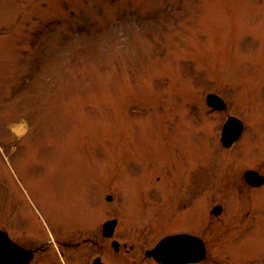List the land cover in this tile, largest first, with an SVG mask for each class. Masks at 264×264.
<instances>
[{
	"label": "rangeland",
	"instance_id": "rangeland-1",
	"mask_svg": "<svg viewBox=\"0 0 264 264\" xmlns=\"http://www.w3.org/2000/svg\"><path fill=\"white\" fill-rule=\"evenodd\" d=\"M209 92L226 108L209 107ZM230 114L246 126L229 148ZM259 157L264 0H0V229L17 243L102 242V221L117 216L115 237L132 248L106 239V264H154L144 251L163 232L148 218L173 211L149 195L152 168L154 184L199 179L201 264H264V184L242 182ZM95 246L80 249L86 264Z\"/></svg>",
	"mask_w": 264,
	"mask_h": 264
},
{
	"label": "flooded vegetation",
	"instance_id": "flooded-vegetation-1",
	"mask_svg": "<svg viewBox=\"0 0 264 264\" xmlns=\"http://www.w3.org/2000/svg\"><path fill=\"white\" fill-rule=\"evenodd\" d=\"M217 109V108H215ZM220 110V109H218ZM233 114L229 115L230 117H233ZM228 117V116H227ZM242 123V131L238 138L233 139V141L229 144V148L232 145H235L241 135L243 134V131L245 130L246 121L243 119H240ZM234 121H232L231 126H234ZM184 130V129H183ZM226 147V146H225ZM153 156V154H151ZM259 159H262L259 157ZM258 159V160H259ZM152 160V159H151ZM262 163V169L257 168H247L244 170L242 175V182L245 184L246 188H253L257 189L261 187L264 184V158L261 161ZM165 164V163H163ZM169 164V163H168ZM166 165L167 167H170L169 165ZM151 167V166H150ZM152 168L148 171V188L150 189L149 195L154 196V199L156 202H158L163 209V207L167 210L169 208L172 209L173 215L168 217H163L162 214H159V210H153L152 215L148 218L150 221V229L151 232H163V234L159 237L157 242L162 240L164 237L174 234H186L189 235L192 240L200 239L203 240V242L206 245V242L204 238L201 235V198L199 195V191L201 190V186L199 188V183L195 176V185L193 184V181L190 180V173L186 174L183 172L184 176L180 175V171L178 173H175V177L173 179V183L171 185H168V181H161L159 183L154 184V175L151 171ZM248 170H253L257 172V176L262 177V181L259 184H255L257 180L254 178H251L250 180H247L245 177V172ZM173 172V171H172ZM164 178V175H157V178H155V181H160V178ZM186 177V178H185ZM234 177V176H233ZM149 179L151 181H149ZM234 179V178H233ZM232 179V181H233ZM117 183L121 180V175H116ZM191 182V184H190ZM230 183V180H229ZM172 187L175 191H177L180 195L179 204L178 202H171L169 201V196H167V192ZM232 187V186H231ZM233 188V187H232ZM110 193H104L102 196V200L105 201H111L114 197L113 202H116L117 196L111 195L110 200H106V195ZM219 203L213 204L212 207L209 210V213L212 215H215L213 212V207ZM221 205V204H220ZM179 209V210H178ZM223 207L221 205V211ZM221 213V212H220ZM219 214V213H218ZM217 214V215H218ZM249 215L246 211L243 215V218L245 216ZM116 219V224L114 226L113 235L108 237L103 234L102 227H101V236H102V242H106V239L110 240V245L112 246V240H116L115 247L113 248V251L115 253L120 251V248H125V252L129 251V248H132L131 246L127 248V243L121 242L119 239L115 237L116 235V228L119 222V218L117 216L106 218L104 221H102L101 224H103L108 219ZM242 218V219H243ZM103 220V219H102ZM102 226V225H101ZM78 236L74 240L72 239L73 236L69 239H56L50 237V239L46 240H39L35 237L30 236V240H27L25 243H20V245L25 249L29 250L30 253L27 255H23V258H25V264H45L51 261V259H61L63 261V264H71L72 261L75 259H81L84 264L88 263L87 259L83 256V253L80 252V249L83 247V244L85 243H91L94 246L97 245L99 248V254L94 256L92 258V264H106V262L103 260V256L101 255L104 251L105 247L103 246L104 243L100 242V240H94L90 237L81 236V234L76 235ZM16 241V240H15ZM17 242V241H16ZM156 242V243H157ZM154 246V245H153ZM152 246V247H153ZM53 247V248H52ZM96 247V246H95ZM52 248V249H51ZM151 248V247H150ZM207 251V250H206ZM101 252V253H100ZM27 257V258H26ZM144 257L150 261H152L154 264H163L159 261H157L154 257L147 255L146 251H144ZM207 258V252L206 256L203 259L196 260V261H188L183 262L181 264H201L204 262ZM70 259V261H69ZM56 262V261H55ZM51 263V262H50ZM53 264V263H52ZM129 264H138V261L131 260Z\"/></svg>",
	"mask_w": 264,
	"mask_h": 264
},
{
	"label": "water",
	"instance_id": "water-1",
	"mask_svg": "<svg viewBox=\"0 0 264 264\" xmlns=\"http://www.w3.org/2000/svg\"><path fill=\"white\" fill-rule=\"evenodd\" d=\"M206 100L211 106L225 107L223 100L214 93H208ZM232 121L235 122L233 127L231 126ZM241 130V121L233 117L228 118L221 131V138L224 144L229 145L233 139L239 136ZM257 175V172L253 170L245 172L247 180L251 178L257 180L255 184H259L262 181V177ZM216 210L219 212L220 207H216ZM115 223L116 220L112 219L103 224L105 235L109 236L112 234ZM27 252L20 245L13 242L5 231L0 230V264H25L24 260L26 259L23 258V255H27ZM147 254L152 255L155 259L165 264H181L203 258L205 249L203 242L199 239L195 241L186 234H175L163 238L154 248L148 250Z\"/></svg>",
	"mask_w": 264,
	"mask_h": 264
},
{
	"label": "bare ground",
	"instance_id": "bare-ground-1",
	"mask_svg": "<svg viewBox=\"0 0 264 264\" xmlns=\"http://www.w3.org/2000/svg\"><path fill=\"white\" fill-rule=\"evenodd\" d=\"M13 128H14L15 132L21 133V131L24 128V125H23V123L20 122V123L15 124L13 126Z\"/></svg>",
	"mask_w": 264,
	"mask_h": 264
}]
</instances>
